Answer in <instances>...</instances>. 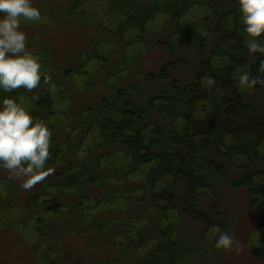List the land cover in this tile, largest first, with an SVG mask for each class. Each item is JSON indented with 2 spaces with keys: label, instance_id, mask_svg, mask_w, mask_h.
I'll return each instance as SVG.
<instances>
[{
  "label": "rangeland",
  "instance_id": "rangeland-1",
  "mask_svg": "<svg viewBox=\"0 0 264 264\" xmlns=\"http://www.w3.org/2000/svg\"><path fill=\"white\" fill-rule=\"evenodd\" d=\"M73 1L32 0L42 21L34 23L21 17L20 30L26 33L27 49L42 64L41 84L33 91L0 90V105L4 98H12L30 113H37V101L50 95L56 113L47 125L53 136L58 132L59 146L69 136L64 123L67 113L98 107L103 99L111 98L113 88L142 84L144 75L157 73L164 64L180 58L188 61L189 67L173 78L188 82L196 64L207 56L216 40L211 34L205 43L200 42L198 33L189 42L188 37L177 34L178 26L167 14H159L148 24L144 41H138V31L116 34L123 17L109 11V0H84L76 18L64 15ZM202 1L204 6L192 8L180 21L181 28L211 16L214 9L231 7L229 0ZM157 41L170 43L174 50L153 46ZM201 48L205 55L198 53ZM214 64L221 66L222 62ZM73 68L76 71L72 75L64 74ZM45 75L57 85L55 95L44 85ZM33 96L39 99L34 101ZM46 113L42 114L44 122ZM81 120L80 116L75 118ZM99 141L96 130L76 135L70 143L72 151L66 153V163L56 159L46 166L54 170L53 174L31 191L22 190V181L9 180L0 169V264H142L158 245L178 239L183 243L182 250L175 251L181 255L179 264H264L253 254L254 249L264 248V232L257 230V218L248 208L247 190L229 186L230 181L241 178L232 167L228 166V179L216 178L215 183L219 205L230 215L228 232L241 242L239 255L214 247L217 228L205 233V225L194 223L180 210H169L161 216L158 207L150 206V189H140L146 185L151 166L130 174V160L123 153L103 157L100 167H95L94 183L71 189L56 187V173L67 163L78 168L80 163L97 160L103 152L96 147ZM74 172L76 169L71 170ZM170 183L171 178L161 180L156 191L169 188ZM34 196H38V202L27 207ZM45 201L63 207L59 213H51L50 204L43 205ZM213 203L205 196L200 209L206 211ZM141 240H146L145 244L138 247Z\"/></svg>",
  "mask_w": 264,
  "mask_h": 264
},
{
  "label": "trees",
  "instance_id": "trees-1",
  "mask_svg": "<svg viewBox=\"0 0 264 264\" xmlns=\"http://www.w3.org/2000/svg\"><path fill=\"white\" fill-rule=\"evenodd\" d=\"M83 2L74 0L64 15L76 18ZM237 4L238 0H229L231 7L213 8L211 16L181 28L180 21L192 8L205 5L202 0H109V11L123 17L116 29L120 36L134 30L139 32L137 40L144 41L148 24L159 14H167L178 26L177 34L188 37L189 42L198 33L200 42L205 43L211 34L216 40L207 54L202 48L198 50L207 56L196 64L188 82L173 78L189 67L188 61L180 58L164 64L157 73L144 75L142 84L113 88L111 98L103 99L98 107L67 113L64 123L68 140L59 146L58 132L52 135L51 159L46 166L53 165L56 159L66 163V153L72 151L70 143L81 132L98 131L100 141L96 147L103 152L95 162L80 163L78 168L67 163L56 173L54 185L71 189L92 184L97 180L95 167H100L103 157L123 153L130 160V174L151 166L146 185L140 189H150V206L158 207L161 216L169 210H180L194 223L205 225V233L212 228L228 231L230 215L219 205L215 179H228L229 166L241 173V178L230 181L229 186L247 190L248 208L257 218V230L264 232V87L257 85L251 92L243 91L237 76L248 72L264 78V73L258 71L264 55L249 53ZM153 46L174 50L163 41ZM215 61L222 65H215ZM75 71L69 69L64 74ZM209 77L215 81L211 89L206 86ZM163 84H167L166 88ZM36 105L38 112L30 114L43 120L42 114L47 112L48 124L56 113L50 95ZM79 116L82 120L75 121ZM73 169L76 172L71 173ZM165 178H171L173 183L156 191L157 184ZM205 196L214 200L206 211L200 209ZM38 200L34 196L27 207L35 206ZM47 204L50 201L43 205ZM50 206L48 212L55 214L63 207L57 202ZM145 241L141 240L138 247ZM182 247L180 239L164 242L148 253L142 264H179L181 255L175 251ZM253 254L264 263V248L254 249Z\"/></svg>",
  "mask_w": 264,
  "mask_h": 264
},
{
  "label": "clouds",
  "instance_id": "clouds-1",
  "mask_svg": "<svg viewBox=\"0 0 264 264\" xmlns=\"http://www.w3.org/2000/svg\"><path fill=\"white\" fill-rule=\"evenodd\" d=\"M245 44L250 54L264 55V0H239ZM31 22L42 21L40 10L32 0H0V90L11 93L25 89L33 91L41 84L42 64L26 47L27 36L21 31L20 19ZM258 71L264 73V61ZM49 93L55 95L57 85L50 76L43 77ZM238 84L241 89L251 92L257 85L264 87V78L240 74ZM209 89L215 86L212 78L207 79ZM31 99L38 100V96ZM52 131L43 120L35 119L29 111L15 99L4 98L0 105V169L8 174L9 180L22 181L19 187L31 191L36 185L53 174L46 167L51 159ZM219 233L214 247L237 255L242 245L228 231Z\"/></svg>",
  "mask_w": 264,
  "mask_h": 264
}]
</instances>
